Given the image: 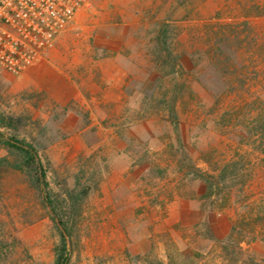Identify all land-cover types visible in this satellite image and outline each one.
<instances>
[{
  "label": "rangeland",
  "instance_id": "1",
  "mask_svg": "<svg viewBox=\"0 0 264 264\" xmlns=\"http://www.w3.org/2000/svg\"><path fill=\"white\" fill-rule=\"evenodd\" d=\"M256 5L264 0H91L73 43L99 42V56L119 53L129 72L122 107L103 114L83 100L50 102L24 71L0 69V110L21 117L4 132L36 145L53 190L88 188L70 264H229L219 240L264 201V155L241 141L264 106ZM183 152L214 172L212 196ZM241 189L243 201L233 196ZM256 233L242 246L264 264V225ZM59 238L32 186L0 169V264H54Z\"/></svg>",
  "mask_w": 264,
  "mask_h": 264
},
{
  "label": "trees",
  "instance_id": "2",
  "mask_svg": "<svg viewBox=\"0 0 264 264\" xmlns=\"http://www.w3.org/2000/svg\"><path fill=\"white\" fill-rule=\"evenodd\" d=\"M255 8L264 13V5L261 8L256 5ZM168 118L174 131L178 134L180 119L176 110V99L170 106ZM16 122L20 123L21 117H14L0 110V145L8 152V157L0 159V169L9 167L18 171L24 180L32 186L42 206L47 210L54 227L59 232L60 238L54 248V264H70L73 247L79 238V223L88 201V188L83 186L80 189H72L63 182L59 184L58 190H53L47 179L46 166L36 145L15 134L4 132V129H14L17 126ZM246 130V134L241 136V141H248L254 149L264 155V106L247 121ZM178 141L182 146L183 142L180 136H178ZM184 161H187L186 165H190L191 172L206 180L208 191L205 196H212L214 193L212 190L214 172H205L191 163L185 152H183V163ZM235 164L236 162H229L219 172L225 173L229 167ZM242 191L243 189L233 192V196L239 201H243ZM256 205L249 209L247 216L235 220L226 235L218 242L221 256L229 264H261L242 246L247 236L251 240L255 239L257 229H261L264 225V201ZM194 254H198V252L194 251Z\"/></svg>",
  "mask_w": 264,
  "mask_h": 264
},
{
  "label": "crops",
  "instance_id": "3",
  "mask_svg": "<svg viewBox=\"0 0 264 264\" xmlns=\"http://www.w3.org/2000/svg\"><path fill=\"white\" fill-rule=\"evenodd\" d=\"M81 11L77 12L67 30L60 34L56 47L24 72L29 78L28 83L35 89L44 90L50 102L66 106L83 100L93 114H103V107L114 103L117 108L126 98L124 88L129 72L119 53L99 56V42L89 46L81 40L78 44L73 43L77 31L87 26L88 18ZM71 44L78 47L75 55L70 52Z\"/></svg>",
  "mask_w": 264,
  "mask_h": 264
},
{
  "label": "built area",
  "instance_id": "4",
  "mask_svg": "<svg viewBox=\"0 0 264 264\" xmlns=\"http://www.w3.org/2000/svg\"><path fill=\"white\" fill-rule=\"evenodd\" d=\"M91 0H0V69L18 75L54 46Z\"/></svg>",
  "mask_w": 264,
  "mask_h": 264
}]
</instances>
